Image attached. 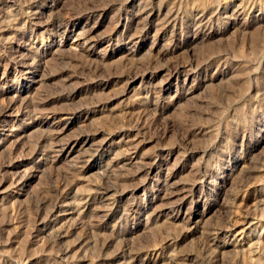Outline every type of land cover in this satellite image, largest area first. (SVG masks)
Instances as JSON below:
<instances>
[{"label": "rangeland", "instance_id": "obj_1", "mask_svg": "<svg viewBox=\"0 0 264 264\" xmlns=\"http://www.w3.org/2000/svg\"><path fill=\"white\" fill-rule=\"evenodd\" d=\"M0 264H264V0H0Z\"/></svg>", "mask_w": 264, "mask_h": 264}, {"label": "bare ground", "instance_id": "obj_2", "mask_svg": "<svg viewBox=\"0 0 264 264\" xmlns=\"http://www.w3.org/2000/svg\"><path fill=\"white\" fill-rule=\"evenodd\" d=\"M75 199V198H74ZM72 214V213H71Z\"/></svg>", "mask_w": 264, "mask_h": 264}]
</instances>
